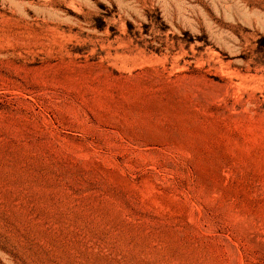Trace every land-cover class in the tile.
Instances as JSON below:
<instances>
[{"label": "rangeland", "instance_id": "1", "mask_svg": "<svg viewBox=\"0 0 264 264\" xmlns=\"http://www.w3.org/2000/svg\"><path fill=\"white\" fill-rule=\"evenodd\" d=\"M0 264H264V0H0Z\"/></svg>", "mask_w": 264, "mask_h": 264}]
</instances>
